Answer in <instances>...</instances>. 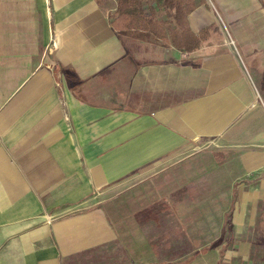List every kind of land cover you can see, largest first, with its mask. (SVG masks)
Returning <instances> with one entry per match:
<instances>
[{"label": "crops", "instance_id": "1", "mask_svg": "<svg viewBox=\"0 0 264 264\" xmlns=\"http://www.w3.org/2000/svg\"><path fill=\"white\" fill-rule=\"evenodd\" d=\"M196 3L185 53L117 35V0H0V264L112 260L107 216L77 210L213 141L236 201L188 254L119 229L120 264H264V0Z\"/></svg>", "mask_w": 264, "mask_h": 264}, {"label": "rangeland", "instance_id": "2", "mask_svg": "<svg viewBox=\"0 0 264 264\" xmlns=\"http://www.w3.org/2000/svg\"><path fill=\"white\" fill-rule=\"evenodd\" d=\"M216 145L215 141L207 142L194 151L200 155V166L193 156L190 157L191 154L187 155L186 161H193L190 165L178 169L166 167L154 176L124 182L123 186H109L101 195L91 197L89 207L78 209L76 214L85 210H101L107 216L112 231L116 232V237L110 239L112 243L107 244L110 249L106 250L112 255V260L107 259L104 263L101 250L91 257L95 260L101 258L94 264H120L118 231L121 228L127 230L134 222L142 228L145 237L157 248H163L164 252L188 254L194 251L198 244L194 237L206 227L201 219L212 217L218 208L224 212L232 199L234 202L237 199V195L231 193L233 181L229 179L225 165L232 154L228 156L217 150ZM194 165L199 175H195ZM186 193H189L188 198H184ZM173 246L178 248L175 250Z\"/></svg>", "mask_w": 264, "mask_h": 264}, {"label": "trees", "instance_id": "3", "mask_svg": "<svg viewBox=\"0 0 264 264\" xmlns=\"http://www.w3.org/2000/svg\"><path fill=\"white\" fill-rule=\"evenodd\" d=\"M117 1V10L110 16L117 35L177 48L185 53L200 49L209 40L208 29L196 34L189 24V15L197 8L196 0Z\"/></svg>", "mask_w": 264, "mask_h": 264}]
</instances>
